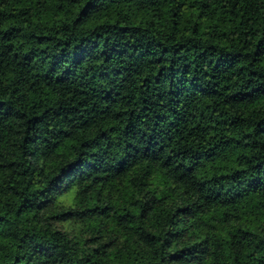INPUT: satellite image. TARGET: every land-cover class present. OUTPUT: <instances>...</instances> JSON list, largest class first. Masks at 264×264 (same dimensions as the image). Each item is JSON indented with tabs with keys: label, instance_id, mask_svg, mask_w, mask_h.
Masks as SVG:
<instances>
[{
	"label": "trees",
	"instance_id": "trees-1",
	"mask_svg": "<svg viewBox=\"0 0 264 264\" xmlns=\"http://www.w3.org/2000/svg\"><path fill=\"white\" fill-rule=\"evenodd\" d=\"M0 264H264V0H0Z\"/></svg>",
	"mask_w": 264,
	"mask_h": 264
}]
</instances>
